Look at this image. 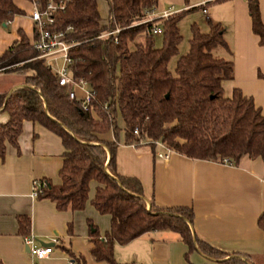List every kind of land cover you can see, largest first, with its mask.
I'll use <instances>...</instances> for the list:
<instances>
[{
    "label": "trees",
    "instance_id": "trees-1",
    "mask_svg": "<svg viewBox=\"0 0 264 264\" xmlns=\"http://www.w3.org/2000/svg\"><path fill=\"white\" fill-rule=\"evenodd\" d=\"M36 1L43 7L47 0ZM61 1L64 9L54 14L52 30L64 32L66 41L77 43L69 50V73L82 79L92 93L90 106L82 111L79 100L68 99L58 88L55 74L18 31L17 39L0 55L3 73L24 74L19 88L0 95L1 111L8 118L0 125V159L6 145L17 149L24 121L38 124L60 139V183L54 186L39 180L41 193L36 199L50 201L58 211H81L88 184L93 181L98 185L90 205L98 214L107 215L110 225L102 238L89 225L90 256L95 262L118 264L112 256L114 245H125L147 233L170 231L188 252L198 251L216 264H253L248 257H226L199 242L190 230V210L160 209L151 202L146 205L139 182L114 170L120 133L126 145L141 143L153 149L159 142L193 161L230 166H236L243 156L264 161V117L259 109L238 90L223 97L221 84L232 79L224 29L209 20L204 32L192 24L188 50L177 57L172 75L167 64L177 55L181 40L178 22L188 12L159 23L161 46L155 48L152 24L139 23L147 12L155 10L156 0H103L107 6L104 23L97 10L98 0ZM245 2L251 32L264 48L257 0ZM21 14L12 0H0V26ZM114 29L118 34L98 38ZM108 132L113 136L111 142L98 139ZM17 221L19 233H26L28 220ZM256 224L264 235V213ZM70 256L76 264H84L82 258Z\"/></svg>",
    "mask_w": 264,
    "mask_h": 264
},
{
    "label": "crops",
    "instance_id": "crops-1",
    "mask_svg": "<svg viewBox=\"0 0 264 264\" xmlns=\"http://www.w3.org/2000/svg\"><path fill=\"white\" fill-rule=\"evenodd\" d=\"M12 3L22 14L0 26V55L17 39L18 31L29 44L33 40L28 17L30 3ZM257 3L264 25V0ZM169 7L188 12L185 15L201 12L205 27L195 24L200 31L207 29L206 20L224 29L223 38L231 53L232 79L222 82L223 97L229 98L233 90H238L251 99L264 117V48L251 32L245 0H156V12ZM97 10L104 23L107 6L103 0L97 1ZM51 71L54 73V69ZM1 74L11 76L12 81L5 85L0 81V95L7 96L22 84L23 73L0 71ZM80 94L78 91L77 96ZM7 119L0 108V125ZM98 139L111 142L113 136L108 132ZM16 143L17 149L6 145L0 159V263L76 264L72 255L82 258L84 264H105L90 256L89 225L99 238L109 231L110 225L109 217L98 214L90 205L98 185L93 181L88 184L81 211H58L48 200L33 199L34 181L45 179L54 186L60 183L61 141L40 125L24 121ZM163 152L156 146L150 149L145 144L126 145L120 133L114 155L115 173L139 182L146 205L151 202L160 209L190 210L193 236L210 249L226 257L239 255L248 257L253 264H264V235L256 224L264 213V161L243 156L236 166H230L193 161L172 152L167 160L158 159L156 154ZM18 218L28 220L24 234L19 233ZM29 236L38 246L50 245L53 239L59 244L52 246L48 258L36 262L22 244V239ZM112 256L118 264H216L198 251L188 252L177 234L170 231L147 233L125 245H114Z\"/></svg>",
    "mask_w": 264,
    "mask_h": 264
},
{
    "label": "built area",
    "instance_id": "built-area-1",
    "mask_svg": "<svg viewBox=\"0 0 264 264\" xmlns=\"http://www.w3.org/2000/svg\"><path fill=\"white\" fill-rule=\"evenodd\" d=\"M27 1L31 6L28 17L33 26V40L30 46L38 53L37 58L45 61L47 67L52 69L54 65V74L58 88L66 92L69 100H79L80 109L87 111L93 95L82 79L72 78L69 73V66L71 64V59L68 55L69 50L75 47L77 43L66 41L64 32L52 30L53 16L57 11L64 9L65 2L61 0H47L43 7H40L36 0ZM181 11L173 7L160 12L152 10L145 14V17L139 24L151 23V34L159 36L162 33L159 23L177 15ZM202 13H204L203 10ZM118 32V29H114L109 33H102L98 38L102 39L109 35L118 34ZM56 61L59 62L58 65L55 64ZM3 70L1 69L0 71ZM78 91L81 93L79 97L77 96ZM104 109H106L105 106ZM133 135H137V132L134 131ZM154 145L164 151L163 153L156 154V157L161 160H167L170 151L165 149L159 142H155ZM40 193L39 183L38 181H34L32 183L31 197L36 199ZM22 244L27 249L30 258L39 262L52 254V246L58 245L59 241L53 239L50 245L38 246L33 237L29 236L22 239ZM67 264L73 263L72 261H68Z\"/></svg>",
    "mask_w": 264,
    "mask_h": 264
},
{
    "label": "rangeland",
    "instance_id": "rangeland-1",
    "mask_svg": "<svg viewBox=\"0 0 264 264\" xmlns=\"http://www.w3.org/2000/svg\"><path fill=\"white\" fill-rule=\"evenodd\" d=\"M200 16H203V15H201V12L200 13L199 12L198 13H189V14L183 16L180 19V21L178 22L179 35H180L181 40H180V43L178 45L177 55L172 57L167 64V70L172 75H174V66H175V62H176L177 57L185 55L187 50H188V40L190 37V29H189L190 26L192 24H196L197 26H201L200 28L205 27V25L203 24L204 23V17H202L203 19H200L201 18ZM202 30L204 31V30H206V28L201 29V31ZM140 39H141L140 37L136 38V42H140ZM161 39H162L161 36H154L153 37L155 48H159L161 46ZM52 69H54V65L52 66ZM5 75L1 74V76H0V81L2 80L4 82L3 83L4 85L7 83H10L12 81L11 76L7 77ZM117 125H118V127L120 126L118 121H117Z\"/></svg>",
    "mask_w": 264,
    "mask_h": 264
},
{
    "label": "water",
    "instance_id": "water-1",
    "mask_svg": "<svg viewBox=\"0 0 264 264\" xmlns=\"http://www.w3.org/2000/svg\"><path fill=\"white\" fill-rule=\"evenodd\" d=\"M2 26H4V25H2ZM166 98H167V96H165Z\"/></svg>",
    "mask_w": 264,
    "mask_h": 264
}]
</instances>
